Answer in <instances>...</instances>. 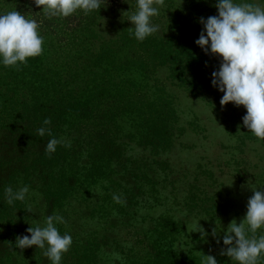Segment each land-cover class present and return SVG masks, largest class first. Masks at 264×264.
Wrapping results in <instances>:
<instances>
[{"label": "trees", "instance_id": "trees-1", "mask_svg": "<svg viewBox=\"0 0 264 264\" xmlns=\"http://www.w3.org/2000/svg\"><path fill=\"white\" fill-rule=\"evenodd\" d=\"M215 2L178 7L165 0L153 18L159 31L141 42L126 20L136 3L108 1L88 14L49 17L33 0H0V13L36 18L44 37L41 55L0 65V264H51L43 250H21L15 241L55 214L66 221L57 224L61 234L73 238L62 264H204L205 256L177 248L185 226L171 209L215 219L228 209L217 200L221 182L210 166L172 163L185 127L167 84L221 108L234 150L261 141L243 126V106L220 104L223 93L211 85V73L221 58L195 44L199 18L216 15ZM45 118L51 136L66 142L51 155L45 152L51 136L37 133ZM235 171L239 179L247 174ZM9 185H29L27 198L9 205ZM214 257L236 264L221 253Z\"/></svg>", "mask_w": 264, "mask_h": 264}, {"label": "clouds", "instance_id": "clouds-1", "mask_svg": "<svg viewBox=\"0 0 264 264\" xmlns=\"http://www.w3.org/2000/svg\"><path fill=\"white\" fill-rule=\"evenodd\" d=\"M49 17H69L77 11L88 14L106 7L108 0H33ZM165 0H136L135 10L128 9L127 19L133 25L131 34L138 41L156 34L160 25L153 18L160 15ZM216 15L199 18L202 30L195 44L206 54L221 58L219 68L211 73V85L223 95L221 106L233 103L243 106L246 114L242 124L255 137L264 141V0H216ZM41 22L30 18L18 10L0 13V65L5 67L27 63L28 58L42 54L44 37L40 33ZM50 118H45L37 133L43 137L51 136ZM66 142L51 136L45 146V152L51 155L57 146ZM252 195L247 200L246 213L237 223L233 220L223 229H212L211 235L223 247L221 254L231 258L236 264H260L264 260V187H252ZM9 205L24 201L30 192V186L14 189L5 188ZM117 203L125 201L120 195L113 194ZM28 212H32L29 208ZM199 221V220H198ZM197 221V222H198ZM66 221L62 215H48L43 226L28 227L30 235H18L15 246L19 249L35 246L43 250L51 264H62L63 254L73 243L70 233L61 234L57 224ZM201 236L207 232L198 228ZM204 264H218L212 255H204Z\"/></svg>", "mask_w": 264, "mask_h": 264}, {"label": "rangeland", "instance_id": "rangeland-1", "mask_svg": "<svg viewBox=\"0 0 264 264\" xmlns=\"http://www.w3.org/2000/svg\"><path fill=\"white\" fill-rule=\"evenodd\" d=\"M108 1H114L116 5L126 3L128 7L136 3V0ZM171 1L178 7H186V0ZM157 75L165 79L166 70L159 69ZM166 88L176 98L179 120L185 127L184 134L171 152L172 163L175 167L185 164L194 168L199 163L210 166L208 168L219 176L221 182L217 200L228 209L227 215L218 219L201 215L189 216L184 211L171 209L185 226L176 246L180 251L190 250L197 255L216 256L225 246L222 239L219 244L216 243L211 235L212 229L221 227L219 236L222 238L223 229L233 220L239 223L243 219L247 200L252 195L251 188L264 187V141L248 142L243 153L234 150L236 138L231 132V126L224 122L221 108L207 104L203 97H192L169 83ZM236 168L245 169L247 174L242 179L237 178ZM166 207L168 203L156 206L151 209V213L159 214ZM198 228L204 229L208 235L202 238Z\"/></svg>", "mask_w": 264, "mask_h": 264}]
</instances>
